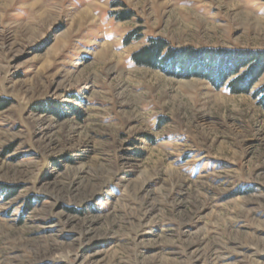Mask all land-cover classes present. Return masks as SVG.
I'll use <instances>...</instances> for the list:
<instances>
[{
  "label": "rangeland",
  "instance_id": "1",
  "mask_svg": "<svg viewBox=\"0 0 264 264\" xmlns=\"http://www.w3.org/2000/svg\"><path fill=\"white\" fill-rule=\"evenodd\" d=\"M155 37L264 50V0H0V264H264V73L135 64Z\"/></svg>",
  "mask_w": 264,
  "mask_h": 264
},
{
  "label": "trees",
  "instance_id": "2",
  "mask_svg": "<svg viewBox=\"0 0 264 264\" xmlns=\"http://www.w3.org/2000/svg\"><path fill=\"white\" fill-rule=\"evenodd\" d=\"M131 60L174 76L205 78L217 88L226 84L231 93L249 92L264 73V50L173 47L159 37L150 38ZM256 93L264 108V85Z\"/></svg>",
  "mask_w": 264,
  "mask_h": 264
},
{
  "label": "bare ground",
  "instance_id": "3",
  "mask_svg": "<svg viewBox=\"0 0 264 264\" xmlns=\"http://www.w3.org/2000/svg\"><path fill=\"white\" fill-rule=\"evenodd\" d=\"M86 11V10H85ZM79 14V13H78ZM88 16V15H87ZM77 17H79V16H77ZM81 18V17H80ZM83 19V18H82ZM82 19H80V20H82Z\"/></svg>",
  "mask_w": 264,
  "mask_h": 264
}]
</instances>
